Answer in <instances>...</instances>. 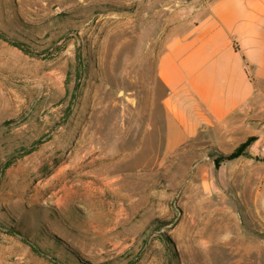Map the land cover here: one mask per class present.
<instances>
[{"label":"rangeland","instance_id":"374dc122","mask_svg":"<svg viewBox=\"0 0 264 264\" xmlns=\"http://www.w3.org/2000/svg\"><path fill=\"white\" fill-rule=\"evenodd\" d=\"M189 8L0 0V264H264V193L224 182L229 152L164 151L156 59Z\"/></svg>","mask_w":264,"mask_h":264},{"label":"crops","instance_id":"0c3cea01","mask_svg":"<svg viewBox=\"0 0 264 264\" xmlns=\"http://www.w3.org/2000/svg\"><path fill=\"white\" fill-rule=\"evenodd\" d=\"M189 13L156 59L164 151L200 132L225 152L250 137L245 154L225 161L223 178L236 192L264 193V0H190Z\"/></svg>","mask_w":264,"mask_h":264},{"label":"trees","instance_id":"16d2710c","mask_svg":"<svg viewBox=\"0 0 264 264\" xmlns=\"http://www.w3.org/2000/svg\"><path fill=\"white\" fill-rule=\"evenodd\" d=\"M250 137L247 138L244 142H241L240 144H238L231 152L224 154V153H220L218 156H215L213 158V164L215 167H218L220 162L223 160H229L232 158H235L241 154H245V148L247 146V144L250 141Z\"/></svg>","mask_w":264,"mask_h":264},{"label":"bare ground","instance_id":"6f19581e","mask_svg":"<svg viewBox=\"0 0 264 264\" xmlns=\"http://www.w3.org/2000/svg\"><path fill=\"white\" fill-rule=\"evenodd\" d=\"M130 13V12H129ZM222 213V212H221ZM216 219H217V217H216ZM213 221H214V219H213Z\"/></svg>","mask_w":264,"mask_h":264}]
</instances>
